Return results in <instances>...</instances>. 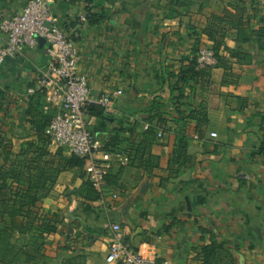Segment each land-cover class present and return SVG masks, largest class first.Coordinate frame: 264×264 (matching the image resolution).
<instances>
[{
	"label": "crops",
	"instance_id": "1",
	"mask_svg": "<svg viewBox=\"0 0 264 264\" xmlns=\"http://www.w3.org/2000/svg\"><path fill=\"white\" fill-rule=\"evenodd\" d=\"M27 1L0 0V9L14 16ZM49 2L79 49L78 70L92 95L114 96L117 112L96 116L92 126L112 153L101 190L88 188L83 160L57 174L42 201L57 225L45 241L47 264H113L105 259L109 221L128 228V247L169 264H209L203 248L213 240L231 264H264V51L239 43L227 18L245 7L252 28L263 27L264 0ZM214 24L224 30L220 61L201 77L180 79L199 48L213 46L206 30ZM239 46L251 63L230 55ZM50 60L38 39L0 65V141L15 152L40 141L28 90ZM39 108L56 112L43 95ZM151 127L155 137L147 139ZM183 138L187 158H173ZM47 148L55 154L59 147Z\"/></svg>",
	"mask_w": 264,
	"mask_h": 264
},
{
	"label": "built area",
	"instance_id": "2",
	"mask_svg": "<svg viewBox=\"0 0 264 264\" xmlns=\"http://www.w3.org/2000/svg\"><path fill=\"white\" fill-rule=\"evenodd\" d=\"M43 38L48 45L51 60L37 77V85L29 93L42 92L45 101L56 110L46 129L50 143L66 148L70 154L87 160V179L101 190L107 174L112 153L103 149L92 126L95 116L91 105L103 108L104 113H116L114 96H93L88 77L78 70L79 49L58 25L49 0H28L23 9L14 16H7L0 9V65L6 59L22 56L28 48ZM218 58L211 46L199 48L196 69L214 67ZM121 94V91H118ZM162 136V133H158ZM217 137L216 132H211ZM111 242L105 259L113 264H169L167 260L147 257L127 246L128 228L118 222H108Z\"/></svg>",
	"mask_w": 264,
	"mask_h": 264
},
{
	"label": "trees",
	"instance_id": "3",
	"mask_svg": "<svg viewBox=\"0 0 264 264\" xmlns=\"http://www.w3.org/2000/svg\"><path fill=\"white\" fill-rule=\"evenodd\" d=\"M245 9L238 8L239 13L235 16L227 15L228 24L238 30L239 43L254 41L257 48L264 51V26L253 29V16L245 15ZM214 19L218 22L226 21L224 18ZM215 29L216 24L207 29L206 33L214 40L212 48L220 61L219 49L222 46L224 30ZM228 51L240 62L249 64L252 61L251 53L242 46ZM196 57L197 55L180 79H185L188 75L198 78L207 73L209 67L196 69ZM42 95V92L36 91L29 103V113L39 143L29 142L22 146L20 151L15 152L0 141V155L3 158V163L0 164V264H47V256L44 254L45 241L49 234L57 230V225L43 210L42 201L51 192L57 174L71 166L84 164L83 159L75 155H65L63 148H58L55 154L49 152L47 147L50 137L46 129L52 115L39 108ZM89 111L95 117L104 114L103 108L98 105H91ZM206 120L203 116L198 126ZM199 134L202 135L201 130ZM145 136L147 139H153L154 128H148ZM186 148L183 138L173 158L186 159ZM105 150L108 151L107 148ZM261 150L264 152V143ZM87 186L94 192L91 182H88ZM203 256L209 264L232 263L226 247L215 240L204 246Z\"/></svg>",
	"mask_w": 264,
	"mask_h": 264
},
{
	"label": "water",
	"instance_id": "4",
	"mask_svg": "<svg viewBox=\"0 0 264 264\" xmlns=\"http://www.w3.org/2000/svg\"><path fill=\"white\" fill-rule=\"evenodd\" d=\"M40 40H44L43 38H39ZM45 41V40H44ZM147 183H145L141 188V193H143L146 190Z\"/></svg>",
	"mask_w": 264,
	"mask_h": 264
}]
</instances>
